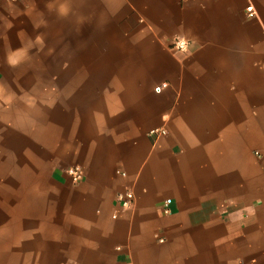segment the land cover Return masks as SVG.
<instances>
[{
    "label": "crops",
    "instance_id": "0c3cea01",
    "mask_svg": "<svg viewBox=\"0 0 264 264\" xmlns=\"http://www.w3.org/2000/svg\"><path fill=\"white\" fill-rule=\"evenodd\" d=\"M2 156L9 264H264V0H0Z\"/></svg>",
    "mask_w": 264,
    "mask_h": 264
},
{
    "label": "rangeland",
    "instance_id": "374dc122",
    "mask_svg": "<svg viewBox=\"0 0 264 264\" xmlns=\"http://www.w3.org/2000/svg\"><path fill=\"white\" fill-rule=\"evenodd\" d=\"M8 157L2 156L0 158V264H9L7 258L8 247V229H9V201L12 198L18 197L24 193L25 184L22 183L23 175L25 173L12 172L10 173L7 168L9 162ZM6 165V166H5ZM23 179V180H22ZM13 194V195H12Z\"/></svg>",
    "mask_w": 264,
    "mask_h": 264
},
{
    "label": "built area",
    "instance_id": "2783aa9c",
    "mask_svg": "<svg viewBox=\"0 0 264 264\" xmlns=\"http://www.w3.org/2000/svg\"><path fill=\"white\" fill-rule=\"evenodd\" d=\"M251 10L252 9L250 7L246 9V12L249 17L253 15ZM172 46L174 49L178 51H184L186 49V43L180 39H176ZM165 134L166 132L163 130H152L148 133L149 137H153V138L164 136ZM66 174L73 183H78L83 178V172L81 171V169L77 167L66 169ZM115 200L122 208H129L133 201V194L129 191L119 193L116 195ZM168 202L169 201H165L163 204L162 212L164 214H168V209H167Z\"/></svg>",
    "mask_w": 264,
    "mask_h": 264
}]
</instances>
